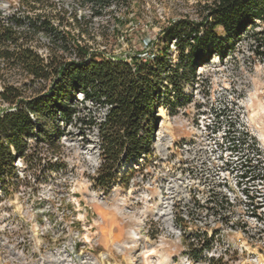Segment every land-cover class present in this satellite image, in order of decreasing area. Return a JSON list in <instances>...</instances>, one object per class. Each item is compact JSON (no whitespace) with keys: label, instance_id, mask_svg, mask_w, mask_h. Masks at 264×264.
Instances as JSON below:
<instances>
[{"label":"rangeland","instance_id":"1","mask_svg":"<svg viewBox=\"0 0 264 264\" xmlns=\"http://www.w3.org/2000/svg\"><path fill=\"white\" fill-rule=\"evenodd\" d=\"M50 1L54 7L84 17L87 25L84 35L80 36L77 27L65 29L74 41L83 38L82 44L96 52L142 60L158 54L162 47L158 40L165 26L180 18L199 21L204 7L211 3V0H112L94 14L100 7L93 0ZM252 30L261 33L262 41L254 38ZM176 56L171 47L172 59ZM208 64L198 68L196 81L184 87V98L175 111L163 106L155 112L152 144L161 151L171 141L173 151L168 155L150 154L143 174L136 173L133 166L122 169L128 174L127 181L137 178L136 190L129 192L123 183L105 190L97 188L94 181L89 183L93 177L77 162L80 148L74 141L62 148L56 141L50 143L54 151L50 154L55 153L60 160L48 163L45 176L39 180L45 181L40 183L41 187L14 176L3 182L6 189H0V195L7 193L5 203H0V228L8 225L10 229L0 235V264H80L86 252L78 248L65 251L62 245L77 238L87 241L92 236L97 245L91 252L95 257L104 256L103 264H156L155 261L169 264L188 253L200 264L205 261L264 264V23L258 22L237 39L234 49L223 60L213 58ZM0 75L1 86L3 82L21 85L26 79L16 69ZM7 107L0 97V114ZM182 143L192 153L180 163L178 160L184 154L175 148ZM250 143L257 148V155L255 149H247ZM31 150L32 154L34 149ZM248 155L254 158L246 167L243 160ZM33 157L31 162L36 168L48 157L45 146L37 147ZM67 162L74 164L69 173L77 178H67L63 184L54 186L47 178L52 179L53 170L67 167ZM180 172L196 173L195 193L212 203L192 209L182 206L190 215L193 212L195 219L180 238L174 236L175 231L165 218L157 221L147 236L152 255L145 256L141 249L128 247L133 242L130 229L137 224L138 215L137 209L131 215L123 211L128 197L139 193L146 196L141 192L146 186H150L153 197L169 196L168 186ZM55 177L61 180L64 176ZM53 196L59 199L49 203L38 201ZM215 198H223L227 204L212 209ZM63 210L76 218L71 231L60 232L62 224L56 223L54 234L42 235V214L53 221ZM202 223L208 225L203 228ZM203 246H211L218 257H205Z\"/></svg>","mask_w":264,"mask_h":264},{"label":"trees","instance_id":"2","mask_svg":"<svg viewBox=\"0 0 264 264\" xmlns=\"http://www.w3.org/2000/svg\"><path fill=\"white\" fill-rule=\"evenodd\" d=\"M95 2L102 9L112 0ZM200 15L199 21L180 18L165 26L158 40L162 45L158 54L148 60L133 57L130 62L101 52L90 53L86 45H72L49 17L29 20V30L20 34L0 28V73L15 68L31 76V81L54 77L50 89L42 94L34 86H3L0 97L9 107L0 114V180L14 174V160L24 155L29 137L54 144L62 133L56 121L69 115L68 103L74 94L83 92L111 106L100 125L102 161L94 185L104 190L118 182L127 186L128 174L122 169L150 151L156 110L165 106L175 111L184 98V87L196 81L198 68L215 57L223 60L237 39L254 29L257 21L264 23V0H211ZM74 19L79 22L76 16ZM39 31L52 38L47 62L26 46ZM252 35L262 41L260 32L252 30ZM172 46L177 53L175 60ZM71 49L76 50L79 60L63 61L59 50ZM234 138L231 136V141ZM247 149L254 151V143L247 144ZM255 151L257 155V148ZM245 157L243 162L248 167L254 156ZM245 173L244 169L243 177ZM259 179L262 181L263 175Z\"/></svg>","mask_w":264,"mask_h":264},{"label":"built area","instance_id":"3","mask_svg":"<svg viewBox=\"0 0 264 264\" xmlns=\"http://www.w3.org/2000/svg\"><path fill=\"white\" fill-rule=\"evenodd\" d=\"M95 2V0H93ZM78 4V3H77ZM81 5V2H80ZM55 5L50 0H0V28H7L13 30V32L20 34L21 31H27L28 28V21L35 20L39 16L49 17L50 23L57 28L62 33L66 34L69 38V42L76 46H83L82 41L83 38H77V41H74L72 36L69 35L67 32V28L69 27H77L80 31V36L85 34L83 32L84 28L87 25H84V17L81 15L76 14L74 11H66L61 8L54 7ZM97 6H100L99 4ZM101 10L100 8H96ZM74 16H76L77 21H75ZM259 22V21H257ZM81 24L80 26L78 24ZM84 25V26H83ZM83 27V29H82ZM69 30V29H68ZM71 30V29H70ZM87 30V29H85ZM31 50L39 54L45 62L48 61L51 48L53 46L52 38L49 34L39 31L30 38L26 44ZM13 48V47H11ZM172 48H174L172 46ZM90 53L96 52L91 47H89ZM105 54L107 57L116 58L118 56L112 55L109 53L101 52ZM59 54L63 55V61H78V53L75 49H71L70 51L63 52L59 50ZM122 58V57H120ZM218 58V57H215ZM214 58V59H215ZM127 61H131V59L123 58ZM9 70V69H8ZM10 70H15L10 69ZM18 72L26 76L25 81L20 85H13L16 87H31L34 86L35 88L40 89V93L47 92L50 87L52 86V82L54 77L49 76L47 79L41 78L37 79L36 81H31L32 77L28 76L25 72H21L16 69ZM6 70H3L4 72ZM1 72V73H2ZM26 83V85L24 84ZM5 83L3 82L2 86L0 85V92L3 89ZM12 85V84H11ZM70 107V113L67 117L59 116L58 123L63 130L62 134L56 139V142L61 145L69 146L71 142H75L77 146L80 148V157L77 159V162L85 166V171L88 172L90 177H94L97 175L98 169L101 164V146H102V139L100 135V125L105 121L106 116L110 109V104L106 103L103 99L95 98L94 96H87L83 92H78L74 94L73 98L68 103ZM9 107V104H8ZM8 107L6 109H8ZM27 148L24 152V155L17 156L14 160V174L11 177H6L3 181L0 180V189H6L3 187L5 181H10L9 179L21 180L26 182L27 180L33 181L35 186H40L45 183V181L39 182L41 178L45 176V172L47 171L48 163L52 160V162L57 163L60 159L55 153L50 154L51 150L53 151L51 144L44 140H39L35 136L29 137L27 140ZM40 145H44L45 149L48 151V157L41 160V164L37 165L36 168L34 164L31 162L32 155L35 154L37 151V147ZM158 145H160L158 143ZM34 152L31 154L32 150ZM180 153H183V158L179 159L178 162L182 163L187 158H190L189 152H191V148L188 147L185 143L176 146V148ZM160 149L155 148V145L152 144L150 151L148 153L141 154L135 162L131 165L135 169L136 173L143 174L146 168V160L148 159L150 154L155 155L158 154H166L173 151L172 143L169 141V145L166 147H162ZM54 152V151H53ZM192 153V152H191ZM195 156V152L193 153ZM184 159V160H182ZM54 163V164H55ZM68 163V162H67ZM134 165H137L136 167ZM74 164H67V167L60 166L58 169L53 170V177H48V181L52 183L54 186L61 185L65 182V180L71 179L75 180L77 178L70 171H73L70 167H73ZM63 175L64 177L59 180L55 176L56 175ZM198 177L196 173L187 172L182 173L180 172L175 178L172 180V183L168 186V190L171 195L163 196L158 195L153 197L150 195V186H146L141 189L145 195L137 194L128 197L127 199V206L123 210L126 214H133L134 209L138 210L137 224L130 229V236L133 242L129 243L128 247H136L141 249V253H144L145 256L152 255L151 249L149 248L148 243V234L150 232V228L154 226L157 221L165 218L167 223L170 224V227L175 231L174 236L177 238L182 237L183 233L185 232L186 227L191 225L194 222L192 219H195L194 213L189 211H185L182 209V206L186 205L189 206L191 209L199 208V207H206L210 203L209 200H202L199 196L195 193V181L194 178ZM89 179V183L94 180ZM137 178H130L127 183V189L129 192L136 190L138 186L136 183ZM44 182V183H43ZM120 182L116 183L119 185ZM3 187V188H2ZM6 192H3L0 195V203H5L6 196L4 195ZM55 198L59 199L56 196L47 197L38 200L40 203H49ZM225 199L223 198H215L213 200L212 209H219L220 207L226 205ZM151 209L149 212L148 210ZM181 211H180V210ZM147 210V211H146ZM179 210V211H178ZM9 217V214H7ZM32 216H35L32 214ZM65 217H67L65 221ZM40 228L42 235L54 234L56 232V223L62 224V229L60 232H67L71 231L73 228V224L77 221L76 218H72L70 212L62 211L56 214L53 218L54 220L51 221V218L46 214H42ZM196 221V220H195ZM197 223V222H196ZM196 223H193L196 225ZM208 224H203V228L206 227ZM12 226V225H11ZM7 228V230H6ZM91 228V227H90ZM10 228L8 225H2L0 228V235H5L8 233ZM88 230V228H86ZM78 236L80 231L77 230L75 232ZM96 232H94L95 234ZM211 236V235H210ZM97 245L96 238L92 236L90 240L81 241L79 238L75 239L72 242H68L67 244L62 245V249L65 251L79 249L81 251H85L86 254L84 259L81 261L80 264H103L105 257L99 254V256L95 257L91 251H93L94 246ZM190 248V247H189ZM203 252L204 256L211 258V257H218L213 254V250L211 246H204ZM148 249V250H147ZM192 250V249H191ZM60 262V261H59ZM71 263V262H70ZM67 263V264H70ZM156 264H159L155 261ZM169 264H200L196 262L191 256L190 253L186 255H182L174 260H172ZM202 264H210L208 261H205Z\"/></svg>","mask_w":264,"mask_h":264},{"label":"bare ground","instance_id":"4","mask_svg":"<svg viewBox=\"0 0 264 264\" xmlns=\"http://www.w3.org/2000/svg\"><path fill=\"white\" fill-rule=\"evenodd\" d=\"M208 66H209V64H208Z\"/></svg>","mask_w":264,"mask_h":264}]
</instances>
